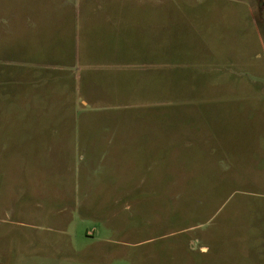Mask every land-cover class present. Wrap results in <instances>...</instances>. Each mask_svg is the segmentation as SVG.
<instances>
[{
  "label": "rangeland",
  "instance_id": "obj_1",
  "mask_svg": "<svg viewBox=\"0 0 264 264\" xmlns=\"http://www.w3.org/2000/svg\"><path fill=\"white\" fill-rule=\"evenodd\" d=\"M263 1L0 0V264H264Z\"/></svg>",
  "mask_w": 264,
  "mask_h": 264
},
{
  "label": "crops",
  "instance_id": "obj_2",
  "mask_svg": "<svg viewBox=\"0 0 264 264\" xmlns=\"http://www.w3.org/2000/svg\"><path fill=\"white\" fill-rule=\"evenodd\" d=\"M70 65V64H69ZM23 70V66L20 67ZM15 70V69H14ZM20 70L22 75H18V78L16 77V74L8 70L7 68L5 69L2 68L0 69V80H7V79H12L14 80V77L18 79V81H21L22 83L25 81V79L31 78L30 73H25L24 71ZM10 77V78H9ZM8 89L4 87H0V94L3 95L7 92ZM0 102H5L4 99L0 98ZM7 110V109H6ZM24 114L23 111L19 112H0V123L3 124L0 127V146H3L5 149H12L13 147H16L19 149L23 147L24 144L29 143V131L27 128L24 127ZM41 132V131H40ZM40 132H37L38 134ZM53 131H45L41 132V134H48L50 137L47 139L46 137H43V142L42 144H46L47 140L53 141L54 138L51 136L53 134ZM56 133V131H55ZM54 133V134H55ZM1 141H4L3 143ZM49 141V142H51ZM16 144V145H15Z\"/></svg>",
  "mask_w": 264,
  "mask_h": 264
},
{
  "label": "trees",
  "instance_id": "obj_3",
  "mask_svg": "<svg viewBox=\"0 0 264 264\" xmlns=\"http://www.w3.org/2000/svg\"><path fill=\"white\" fill-rule=\"evenodd\" d=\"M263 5H264V1H263Z\"/></svg>",
  "mask_w": 264,
  "mask_h": 264
}]
</instances>
